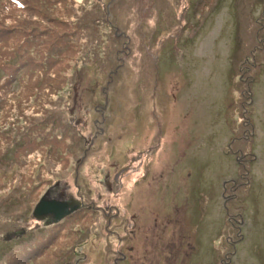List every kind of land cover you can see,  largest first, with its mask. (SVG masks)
I'll return each mask as SVG.
<instances>
[{"label":"rangeland","instance_id":"1","mask_svg":"<svg viewBox=\"0 0 264 264\" xmlns=\"http://www.w3.org/2000/svg\"><path fill=\"white\" fill-rule=\"evenodd\" d=\"M84 1L90 20L110 3L111 26L100 21L94 28L80 14L83 44H90L96 57L85 51L70 55L75 64L64 98L37 107L26 99L30 86H41V77L25 80L22 87L0 77V129L15 128L28 117L26 123L39 126L36 133L43 137L25 145L34 154L21 151L22 168L34 173L35 166L42 175L35 187L20 186L11 168L9 175L0 173V264L26 257L28 264H209L208 250L225 207L233 220L227 242L230 248L232 240L242 247L231 252L228 246L221 264H260L264 0H243L245 9L236 17L233 6H243L241 0H208L201 13L195 7L201 9L204 0H162L157 6L152 0ZM70 33L77 43L76 26ZM117 34L118 45L132 52L110 62L106 55L114 57L109 50ZM33 36L38 33L26 40L35 45ZM192 37L191 44L180 41ZM46 45L50 41L40 46ZM167 45L172 47L165 50ZM58 47L45 49L48 66L51 57H58ZM166 58L175 61L169 64ZM34 92L42 98L46 94L45 89ZM48 129L76 145L66 151V161L54 158L55 149L43 153L54 143L46 137ZM0 141L17 153L15 136L4 134ZM230 146L241 152L244 177L235 176V156L224 154ZM12 189L23 197L8 194ZM43 195L68 203L71 213L61 224L33 215ZM6 198L10 205L2 210ZM19 198L25 203L13 206ZM199 231H205L201 243Z\"/></svg>","mask_w":264,"mask_h":264},{"label":"trees","instance_id":"2","mask_svg":"<svg viewBox=\"0 0 264 264\" xmlns=\"http://www.w3.org/2000/svg\"><path fill=\"white\" fill-rule=\"evenodd\" d=\"M82 1L83 0H0V22H2L0 23V77H3L5 83H9V82L12 83V81L15 80L16 82L19 83L20 87L23 86L25 80H29L35 76L37 78L41 77L40 83L39 82L37 83L41 85L40 87H37V85L29 87L28 89L29 91L27 92L26 102L28 101L31 102L34 100L36 102L35 105L37 107L43 108L42 105H45L47 107L48 104L53 101V97L62 96V98H64L65 93L68 91L69 81H70L69 78H72L74 64H75L69 61L72 58L70 57V55L75 53L78 54L83 53V51H85L84 52L85 54H91L93 56L96 54V51H92V49L88 48L90 44H85V45L83 44L84 42L83 25L80 24V22L84 17L82 18L80 14L84 13L87 19H89L88 18L89 15L87 16L88 13L86 11V8L84 7L85 1L84 4H82ZM207 1L208 0H204L201 9L195 7L196 8L195 11L197 13H201L203 7L207 5ZM219 1L221 0H217V4L219 3ZM153 2H156L154 6H157V4L163 1L152 0L151 4ZM194 2H196V0H193V3ZM240 2H242L243 6H241V3H239L238 6L237 5L235 7L233 6L234 15L236 14V11L238 14H241L245 9V5H244L245 1L243 2V0H241ZM255 3H257V0H255ZM192 7L194 6L192 5ZM110 11L111 8L109 3V6L107 7L106 11L102 10L101 13L103 17L101 19L99 17L101 13H98V9H97L96 13H94L93 16L94 18L92 20L89 19L90 22L92 23V26L94 28H96V26L100 27V21H102V23L106 25L105 28L110 27L111 26ZM117 16L119 15L117 14ZM240 23L241 21L238 23V25ZM260 25L262 26L264 25V7L262 10ZM59 26L65 27L64 30L59 31ZM74 26H76L77 43H73L71 41L70 31ZM198 28L200 29V27ZM34 33H38V36L36 38H34V36L32 37L33 42L35 43V45H32L29 44L26 39ZM88 34L90 33L88 32ZM53 35L54 38L52 40H46L47 37L49 39ZM114 35L112 33V36ZM179 36L181 37V35L175 36V39L178 40ZM106 37L108 39H111L110 36H106ZM193 37L190 39L183 38L180 41H183L184 44H191L193 42ZM114 39L117 41H115ZM114 39L113 40L115 42L110 47L111 50H109V52L111 51L112 53L114 52V57L113 54L106 55L108 59L112 60L110 62H115L116 57L118 58L120 53L121 56H126L128 53L132 52V50L129 47H125V46L122 47L118 45V43H121L119 34H117L114 37ZM9 40L13 41L14 45L12 43H7ZM48 41H50L49 46L47 45L43 47L40 46L42 43H47ZM180 41H178V44ZM94 42L96 43V41ZM60 44L62 46H60ZM52 45L59 46L58 49L54 48V51L55 52L57 51L58 57L57 58L51 57L50 58L51 63L50 66H48V63L46 62L47 59L45 57H48L49 55L45 53V49L49 51V48ZM171 47H172L171 45H167L164 47V49L167 50L170 49ZM161 49L162 46L158 50L161 52ZM36 53L39 54L40 56L39 59L34 56V54ZM166 53L169 54V52ZM174 59L173 62L175 61ZM64 61L65 64H62V68L60 70L56 69L53 73L49 72V70L53 68V65L60 62L63 63ZM166 61L169 64L173 63V62L171 63L168 58H166ZM161 62L162 61L160 57L158 64H160ZM117 63L115 64L111 63V65L117 68ZM13 68H16V73L13 72ZM65 75L67 76L65 77ZM20 76H26V78L18 79L20 78ZM1 86L2 85L0 84V88ZM34 89L36 90L45 89L46 91L45 97L42 98L41 96H39V94H36L34 92ZM43 113H47V110L43 109ZM27 118H25L26 120L22 124L16 126L15 128L11 127L10 125L8 129H3V128L0 129V138L4 134L10 138L15 136L14 144H15V148H17V153H12L9 151V148L12 145H6V144L2 145L0 141V146H1L0 150L2 148V151H0V159L4 158L7 161L13 162L12 165H8L9 168L3 166L2 162H0V168L1 167L5 169L7 168V170L0 171V173H2L3 175H9V170L11 168L10 171H12L14 175L18 176L19 179L21 180L19 181L20 183L19 185L20 186L25 185L26 187L25 189H30L37 185V182H39V180L42 179L41 177L42 175L40 174V172L37 171V167L35 166H33V170H35L34 173H31V168L29 170H25L22 168V166L25 163V158L21 155V151L30 150L29 155H32L33 148L31 149L30 147L25 149V145L31 143L32 146V143L42 139L43 137L36 133V130L39 128V126H37L35 123L27 124L26 123L28 122ZM7 131L10 133L7 134ZM46 137L49 141H53L54 143L49 146H44L43 151L44 150L45 151L43 153L47 154V150L50 151L52 149L54 151L55 149L56 152L54 158L56 159H60V160L62 159L63 161H66V158L68 157V153L66 151L68 150V152L70 153L69 149H72L71 147L76 146L74 144L70 145L68 140L64 142V138L54 133L51 129L47 130ZM4 152L5 154H2ZM42 158H44V156ZM40 164H42V162H40ZM35 180L36 183L34 182ZM30 181L33 182V184H30ZM36 188H34L31 191L32 192L35 191ZM25 189H23V192ZM0 190H2L1 186H0ZM18 191H19L18 189L15 190L12 189V190H8L7 193L12 196L13 195H16L18 197L22 196L23 193L21 192L20 194H17ZM249 195L251 196V194ZM251 200H253V198H251ZM11 201H16V197H12ZM2 202L4 204V206H2L1 208L2 210L6 209L7 206L10 205L7 204V198L4 199ZM14 203L15 204L13 206H16V204L18 203L24 204L25 202L24 200L22 201V199L19 198V200ZM223 210L224 212H223L221 224L219 225V227H217V231L214 232L215 236L212 238L210 245L211 248L208 250L210 254L209 264H221V261L223 260V256L227 254L228 251L229 242L227 241L232 236L231 235L232 233L229 232L230 225L233 226V220L231 219V215H229L230 207L229 209L225 207V209ZM229 217L230 220L227 221L226 218L229 219ZM199 232L202 235L201 234L198 235V242L201 243L202 239L200 237L203 236L205 231L204 232L199 231ZM11 235L13 236L15 235V233H11ZM214 243L217 244L214 245ZM45 244L46 242L43 245ZM230 245L231 248L230 246L229 248L230 251L232 250L231 252L237 251L238 249H240V246L242 247V244L238 242L236 243L233 240L231 241ZM258 250L264 252L262 249H258ZM211 260L213 261L212 263H210ZM16 264H28V260L26 259L24 261H20L19 263L17 262ZM260 264H264V260H260Z\"/></svg>","mask_w":264,"mask_h":264},{"label":"water","instance_id":"3","mask_svg":"<svg viewBox=\"0 0 264 264\" xmlns=\"http://www.w3.org/2000/svg\"><path fill=\"white\" fill-rule=\"evenodd\" d=\"M68 203L61 200L46 198L44 195L35 204L33 215L40 218L45 215L52 216L55 220H60L69 213Z\"/></svg>","mask_w":264,"mask_h":264},{"label":"flooded vegetation","instance_id":"4","mask_svg":"<svg viewBox=\"0 0 264 264\" xmlns=\"http://www.w3.org/2000/svg\"><path fill=\"white\" fill-rule=\"evenodd\" d=\"M232 153L234 156H235V160L237 161V163H239V164H241V165H243L244 166V162L242 161V159L240 158V155H241V152H240V150H238V149H236V151H234V148L233 147H231L230 146V148L227 150V152H225L224 154H228V153ZM238 152H239V158L237 157L238 156ZM241 177H244V172L243 173H241V175H240ZM239 176V177H240ZM225 187V186H224ZM223 190H225V189H223ZM223 193V192H222ZM227 208V207H226ZM228 209V208H227ZM47 217V216H46ZM51 218V217H50ZM52 219V218H51ZM53 220V219H52Z\"/></svg>","mask_w":264,"mask_h":264}]
</instances>
